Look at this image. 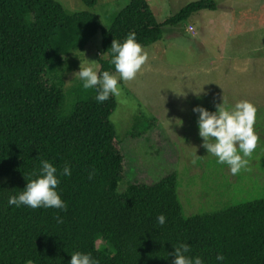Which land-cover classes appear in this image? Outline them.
Returning <instances> with one entry per match:
<instances>
[{
	"label": "trees",
	"instance_id": "1",
	"mask_svg": "<svg viewBox=\"0 0 264 264\" xmlns=\"http://www.w3.org/2000/svg\"><path fill=\"white\" fill-rule=\"evenodd\" d=\"M215 9L213 0H196L158 22L147 0H128L104 27L96 13L69 11L57 0H0V264H69L76 252L97 264H172L169 254L180 243L203 264H264V197L185 215L175 172L121 187L123 154L109 118L115 96L98 102L90 89L59 114L64 92L57 68L98 30L104 57L97 74H114V39L123 43L134 32L147 46L161 39L163 25ZM41 160L58 169L56 190L67 211L8 203L26 188L25 177L37 178L32 173ZM66 165L71 176L59 175Z\"/></svg>",
	"mask_w": 264,
	"mask_h": 264
},
{
	"label": "rangeland",
	"instance_id": "2",
	"mask_svg": "<svg viewBox=\"0 0 264 264\" xmlns=\"http://www.w3.org/2000/svg\"><path fill=\"white\" fill-rule=\"evenodd\" d=\"M57 1L69 11L96 13L104 27L128 2L97 0L90 7L83 0ZM147 1L162 22L196 0ZM213 1L215 10H201L178 24L163 25L161 39L142 46L148 59L136 79L119 82L121 95L115 97L116 107L109 116L123 154L121 187L128 182L152 184L175 172L185 215L264 197V0ZM101 39L98 30L84 49L57 68L64 92L59 114L69 113L78 98L90 93L75 74L82 63L97 72L98 60L104 57ZM223 99L229 111L244 100L257 109L258 146L237 175L202 147L199 113L193 111L203 107L216 112ZM144 122L148 129L141 128Z\"/></svg>",
	"mask_w": 264,
	"mask_h": 264
},
{
	"label": "clouds",
	"instance_id": "3",
	"mask_svg": "<svg viewBox=\"0 0 264 264\" xmlns=\"http://www.w3.org/2000/svg\"><path fill=\"white\" fill-rule=\"evenodd\" d=\"M112 60L115 66L116 75L104 71L98 75L93 67H85L81 64V70L75 74L83 81L85 90L96 89L98 102H105L110 97H119L121 87L119 82L125 84L136 79L142 66L148 59V53L142 45L137 42L136 34L130 33L126 40L121 43L114 39L111 44ZM104 55V54H103ZM217 111L210 112L206 108L196 107L194 112L199 113L198 127L199 135L203 139L204 147L209 155L217 158V163L226 164L232 175H237L248 165L250 158L258 146L259 136L254 131L257 109L247 101L238 102L234 109L229 111L225 107L224 99L222 104L216 105ZM58 169L47 160H41L40 168L32 173L35 179L28 181L26 188L17 196H11L8 203L20 207L26 205L37 209L56 208L67 211V204L61 199L57 192L60 179L57 176ZM61 176H71V169L67 165L59 173ZM95 171L89 173V179H93ZM58 222H63L57 215ZM159 225H164L166 217L161 214L157 217ZM175 259L172 264H203L200 257L194 259L186 255L190 247L186 243L174 246ZM225 257L221 254L217 260L223 261ZM69 264H97L89 254L76 252L71 255Z\"/></svg>",
	"mask_w": 264,
	"mask_h": 264
},
{
	"label": "built area",
	"instance_id": "4",
	"mask_svg": "<svg viewBox=\"0 0 264 264\" xmlns=\"http://www.w3.org/2000/svg\"><path fill=\"white\" fill-rule=\"evenodd\" d=\"M189 29H191V27Z\"/></svg>",
	"mask_w": 264,
	"mask_h": 264
}]
</instances>
